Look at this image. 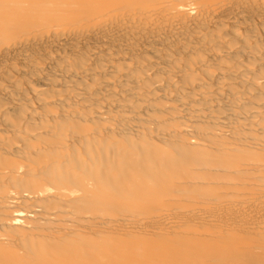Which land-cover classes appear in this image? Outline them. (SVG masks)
Instances as JSON below:
<instances>
[{"label": "bare ground", "instance_id": "6f19581e", "mask_svg": "<svg viewBox=\"0 0 264 264\" xmlns=\"http://www.w3.org/2000/svg\"><path fill=\"white\" fill-rule=\"evenodd\" d=\"M0 264H264V0H0Z\"/></svg>", "mask_w": 264, "mask_h": 264}]
</instances>
